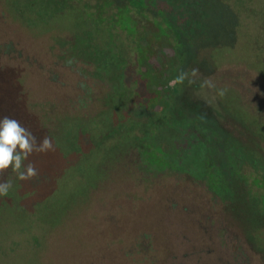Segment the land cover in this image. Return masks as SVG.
I'll use <instances>...</instances> for the list:
<instances>
[{
  "label": "rangeland",
  "instance_id": "1",
  "mask_svg": "<svg viewBox=\"0 0 264 264\" xmlns=\"http://www.w3.org/2000/svg\"><path fill=\"white\" fill-rule=\"evenodd\" d=\"M19 1L0 0V50L12 42L20 51L0 56V81L16 80L0 86V119L36 135L55 109L65 156L90 167L60 209L58 186L22 197L38 174H0L19 185L0 196V213L13 212L0 222V264H264V0H114L136 11L139 33L112 44L95 24L98 0H69L82 17L66 13L47 27ZM192 68L194 83L170 84ZM117 85L121 106L105 93ZM100 113H109L104 123Z\"/></svg>",
  "mask_w": 264,
  "mask_h": 264
},
{
  "label": "trees",
  "instance_id": "2",
  "mask_svg": "<svg viewBox=\"0 0 264 264\" xmlns=\"http://www.w3.org/2000/svg\"><path fill=\"white\" fill-rule=\"evenodd\" d=\"M30 1H31L32 5H29V6H33L32 9L27 4ZM67 2H69V0H24V1H19L18 9H20V11H22V13L25 11L26 12L30 11V12L34 13V15L37 18V23H36L37 27H47L49 24L52 23V19L54 17H61L63 14H66V13H69L73 19H79L80 17H82V15L84 13L82 11L81 5H79L77 3H70L67 5ZM112 3L117 4L114 2V0H98V3L96 4L97 5L96 7L98 9L97 12L101 15V17L99 20L95 21L96 22L95 24L97 26V30L99 31V33L102 34L103 39L106 42H109L110 44H112V43L116 42V40H117L116 35L123 34L125 36V39H127L128 37H131V35H132V37L133 36L137 37V35L139 33V25L137 24V22L139 21L138 20L139 16H136L135 9H134L135 15L133 14L134 15L133 16V15L129 14L130 9H131L129 4L128 5L123 4V3L121 5L117 4V12L115 14L112 13V15L110 14V15L106 16L105 15L106 14L105 9L107 7H109V5H111ZM8 5L10 6V8L13 11L15 10L11 7L10 4H8ZM101 7H104V12H103L104 14L103 13L101 14L102 11L99 10V8H101ZM56 11H61V12L55 13ZM48 15L51 16V18H50L51 20L49 18H47ZM130 17H131V19H130ZM123 19H126L128 21H124ZM103 20H105L106 22L104 24H100V21H103ZM4 48L5 49L2 50L3 52L0 50V56H2V57L4 56L3 58H9L11 55L14 58H16L17 55L20 54L19 49H16L12 42L8 45H4ZM111 62H112V60H110L107 57V59L104 62V67L105 66L110 67ZM15 81L16 80H13V81L8 80L7 81V79H6V81L5 80L0 81V86L1 85L5 86L9 82L14 83ZM197 82L201 83V81H197ZM117 87H118L116 89L117 91L112 90V88H107V91L105 93H106V95H111L112 98L114 100L118 101L120 106H121L123 92L121 91L119 85H117ZM88 98L91 99V94L88 95ZM108 99H110V98H108ZM111 100L112 99H110V101ZM83 102H84L83 106H85V108L87 109L89 107V104H87L85 101H83ZM107 105H108V103H107ZM105 107H106V109L108 108L106 106V102L103 104V110L104 111L106 110V109H104ZM74 108L77 109L79 107H77V108L74 107ZM56 112L59 113L58 111H55V109L53 110L51 108H49V109L47 108L45 113L43 112L44 114L42 112L40 113V115L43 114L41 117L45 118L44 119L45 122L43 121L44 123L42 121H40L41 126L43 128H45V130L41 131L39 134L36 133V137L38 140H40L42 137L47 135L51 138V140H53L55 142L56 148L54 151L51 152V154L52 155L54 154L55 156L50 157V158L45 159V160L33 159L31 161L37 169V173H38L37 177L38 178L40 177L39 178L40 179L39 180L40 185H38L37 187L27 185L22 190V192H23L22 197L26 201L31 200V199L37 200V196L34 195V192H35V194L37 192H42L44 194H47V192L51 193L52 189L55 188L56 186H58L61 188L60 191L64 193V199H61L56 205V208L60 209V208H62L63 205H65L68 202L71 195L73 196L76 193L75 192V193L70 194V190H73L75 188V186H77L79 184L80 185L86 184L87 177L84 175V173H85L86 169L90 166L82 160L79 161L77 159H72L71 157L67 158L65 156V153L67 154L71 150H68L67 145L64 144L63 139L57 133V128H58L57 125L54 126L57 123H61V121L59 120V117H57V115H56ZM66 114L67 113L64 112L63 115H66ZM80 114H78V116L81 117L82 115H80ZM108 116H109V113H107V115H105L104 113L103 114L100 113V117L102 118L101 123H104V118H106ZM130 116L131 115L129 113L124 114L121 111V109L117 110L116 117H124L126 120L125 122H127L128 125L131 123ZM63 117L66 118L65 116H63ZM63 117L60 116V119L64 120ZM122 124L121 125L117 124V126H119V127H122V126L124 127L123 129L122 128L119 129V127L117 128V129H119V131L117 132L118 137H120V136L122 137L125 134L124 133L126 130L125 123L122 121ZM99 126H101V124H99ZM99 126H95V124H93L92 128H90V130H86V132L90 135V137L92 139H95L100 135L101 128ZM105 126L106 125H102V129ZM106 127L109 128V130H113V128H112L113 124L110 125V127L109 126H106ZM102 143L103 142H101V148L103 147ZM90 144L91 145H86L85 147H87V146L93 147V143H90ZM73 151H74V149H73ZM70 154H68V156H70ZM124 165H126V164H124ZM91 168L93 170H95L96 166L94 168L91 166ZM95 173H96V170H95ZM2 178L4 179V181L12 180V177H10L8 175L4 176ZM89 183L91 184V181ZM17 186H19V185H17V183L14 184V186L10 189L8 194H10L11 191H15ZM76 190L77 189H75L74 191H76ZM18 197H20V196H18ZM19 199H21V198H19ZM21 204L25 205L23 200H22ZM8 213H13V212L6 210L5 212L2 211V214L0 213V222L2 224L4 223L5 216H6V219L11 220V216L8 217V215H7ZM22 215H24V214L22 213ZM24 216L26 217V215H24ZM17 225H18V223H17ZM5 232H8V229H5Z\"/></svg>",
  "mask_w": 264,
  "mask_h": 264
},
{
  "label": "clouds",
  "instance_id": "3",
  "mask_svg": "<svg viewBox=\"0 0 264 264\" xmlns=\"http://www.w3.org/2000/svg\"><path fill=\"white\" fill-rule=\"evenodd\" d=\"M199 75V68L180 71L170 84L172 86L183 84L186 79L191 84ZM201 86L214 88L215 84L205 79ZM225 91L221 89L218 94L223 96ZM54 150V144L49 136L45 135L38 142L36 135L19 120L8 116L0 119V174L11 168L18 180H30L38 173L32 162L25 164L28 157L33 153H46ZM12 187V180L0 182V196H6Z\"/></svg>",
  "mask_w": 264,
  "mask_h": 264
}]
</instances>
